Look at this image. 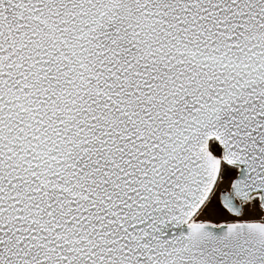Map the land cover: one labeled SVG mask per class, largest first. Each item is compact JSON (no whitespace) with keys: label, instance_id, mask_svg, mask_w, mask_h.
<instances>
[{"label":"snow or ice","instance_id":"snow-or-ice-1","mask_svg":"<svg viewBox=\"0 0 264 264\" xmlns=\"http://www.w3.org/2000/svg\"><path fill=\"white\" fill-rule=\"evenodd\" d=\"M0 264H264V0H0Z\"/></svg>","mask_w":264,"mask_h":264}]
</instances>
